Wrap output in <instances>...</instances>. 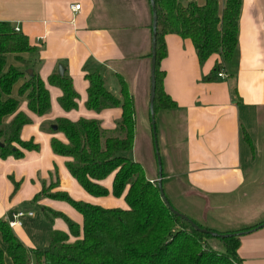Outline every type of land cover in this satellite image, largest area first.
<instances>
[{
  "label": "crops",
  "instance_id": "crops-1",
  "mask_svg": "<svg viewBox=\"0 0 264 264\" xmlns=\"http://www.w3.org/2000/svg\"><path fill=\"white\" fill-rule=\"evenodd\" d=\"M72 3L81 4L79 12L70 10ZM119 7L113 0H0V21L10 22L40 48L37 71L51 103L49 112L39 116L21 101L19 110L31 119L21 129V140L39 148L23 150L20 158L0 157V218L6 220L17 211L33 212L12 229L26 247L46 246L55 230L69 234L63 218L50 220L44 210L62 213L82 227V215L69 203L37 197L43 187L52 185L51 192L63 191L75 200L101 207L126 208L122 196L87 194L69 173V158L51 149L52 138L67 141L63 133L42 127L59 118H85L98 120L105 131L114 129L120 108L95 112L85 107L87 81L82 66L87 59L100 65L105 86L115 96H119L116 74L124 79L132 99L148 92V4L136 0ZM236 42L235 68L230 74L223 67V77L213 72L218 55L200 64L190 40L176 34L163 36L165 55L158 63L163 90L175 103L174 108L161 109L166 111L161 137L170 151L166 152L167 173L173 177L167 191L180 213L221 233L264 220L262 203L244 212L243 219L231 221L242 199L264 193V0H241ZM59 64L79 96L75 109L64 110L58 102L61 89L48 83ZM111 179L109 175L99 183L110 190ZM28 204L40 209L41 219ZM235 252L240 264H264V225L239 235Z\"/></svg>",
  "mask_w": 264,
  "mask_h": 264
},
{
  "label": "trees",
  "instance_id": "trees-1",
  "mask_svg": "<svg viewBox=\"0 0 264 264\" xmlns=\"http://www.w3.org/2000/svg\"><path fill=\"white\" fill-rule=\"evenodd\" d=\"M153 1L156 10L155 114L161 109L175 107L174 101L163 90V73L158 68L165 55L163 36L176 34L189 39L200 64L210 55H218L219 61L214 63L213 72L224 67L231 74L235 68L241 0H203L202 4L196 0ZM39 51L26 34L16 30L10 22L0 21L2 158H20L23 150L39 148L32 141L21 140V129L31 119L19 110L22 100L36 115H44L50 110L49 91L37 71L41 62ZM28 69L32 70L31 74ZM82 70L87 81L85 107L95 112L118 107L120 118L112 132L103 130L96 119L71 121L59 118L54 122L56 130L52 127L48 130L63 133L67 141L52 138L51 149L55 154L69 158L66 167L87 194L122 196L126 208L101 207L75 200L63 191L51 192L52 185L43 187L37 197L44 195L66 201L82 215V227L62 213L44 210L50 220L63 218L69 234L52 231L46 246L29 248L14 235L7 221L0 218V264H30L31 261L35 264H240L235 252L239 235L216 238L223 250L214 249L207 242L213 236L195 230L170 212L159 196L155 180L146 179L142 167L128 156L133 142L134 109L124 79L115 75L119 86V96H115L106 88L100 65L93 59H87ZM48 83L61 89L58 102L64 110L77 107L79 96L67 71L59 75L55 70L49 75ZM242 138L248 140L244 132ZM109 175H112L111 187L107 190L99 182ZM193 222L210 232L221 233Z\"/></svg>",
  "mask_w": 264,
  "mask_h": 264
},
{
  "label": "rangeland",
  "instance_id": "rangeland-1",
  "mask_svg": "<svg viewBox=\"0 0 264 264\" xmlns=\"http://www.w3.org/2000/svg\"><path fill=\"white\" fill-rule=\"evenodd\" d=\"M134 1L136 0H113V3L117 6V8H120L119 6H121L122 4L125 5V3H132L133 5ZM199 1L202 2L203 0ZM147 96L148 92L147 90H145V92L141 93L139 97L134 95L133 99L131 98L134 109V131L132 149L128 156L142 167L144 175L147 177V179L151 177L155 180L157 178V162L155 158L153 136L151 133L150 119L148 115ZM165 112L166 111L160 110L154 114L156 146L160 158L162 175L161 188L167 201L173 208L178 211L180 208L178 207L177 203L174 202L173 198L167 191V185L173 183V177H171L167 173L166 159L168 158L167 153L169 151V148L163 142V139L161 137V130L163 125L162 119L164 118ZM51 125H53L51 122L44 124L42 126L43 130H47L49 127H51ZM154 180L149 181L153 182ZM178 202L183 203L180 199L178 200ZM262 203H264V193L256 194V196H249L242 199L238 204L240 205V207H238L239 211L237 212V217L236 215H231V221L237 220L239 218L243 219L245 216L243 214L244 212L249 213L250 208L257 209ZM28 207L33 208L36 211V217L41 219L40 209L36 205L28 204ZM215 240L207 239V242L214 249L222 251L223 249L221 242L218 239ZM0 244L2 245L1 240Z\"/></svg>",
  "mask_w": 264,
  "mask_h": 264
},
{
  "label": "water",
  "instance_id": "water-1",
  "mask_svg": "<svg viewBox=\"0 0 264 264\" xmlns=\"http://www.w3.org/2000/svg\"><path fill=\"white\" fill-rule=\"evenodd\" d=\"M149 12H150V50H149V89H148V99H147V108H148V115L150 119V128L151 133L153 136V144H154V152H155V158L157 162V178L155 179L156 186L158 189L159 196L161 200L164 202V204L167 206V208L172 212L173 214L177 215L181 219L185 220L190 226H192L195 230L201 231V232H208L211 236L215 238H224L232 235H241L243 233L251 232L261 226L264 225V221L260 224H257L256 226L249 228L247 230L239 231V232H230V233H216V232H210L204 228L198 227L190 218H188L186 215L178 212L175 210L167 201V199L164 196V193L161 188V165H160V158L158 155V150L156 146V138H155V128H154V111H153V97H154V89H155V77H154V69H155V43H156V10L153 0H147ZM27 72L29 74L32 73L31 69H28ZM57 72L59 75H63L64 73V67L59 64L57 67ZM52 129L56 130L57 126L55 124L51 125Z\"/></svg>",
  "mask_w": 264,
  "mask_h": 264
},
{
  "label": "built area",
  "instance_id": "built-area-1",
  "mask_svg": "<svg viewBox=\"0 0 264 264\" xmlns=\"http://www.w3.org/2000/svg\"><path fill=\"white\" fill-rule=\"evenodd\" d=\"M81 8V4L80 3H72L70 4V10L73 12V13H77L79 12ZM16 30H18L17 28H15ZM222 68L220 70H218L217 72H215V76L216 77H223L224 74L222 72ZM25 215H33V212H24V211H17L15 213H13L11 216L7 217L6 218V221L9 225V227L11 229L15 228L16 226H20L22 225V218L25 216ZM30 264H35L33 261L30 262Z\"/></svg>",
  "mask_w": 264,
  "mask_h": 264
}]
</instances>
